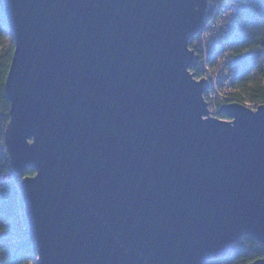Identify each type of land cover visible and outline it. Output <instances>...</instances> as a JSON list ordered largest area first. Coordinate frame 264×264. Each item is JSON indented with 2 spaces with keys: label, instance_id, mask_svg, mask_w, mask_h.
<instances>
[{
  "label": "water",
  "instance_id": "1",
  "mask_svg": "<svg viewBox=\"0 0 264 264\" xmlns=\"http://www.w3.org/2000/svg\"><path fill=\"white\" fill-rule=\"evenodd\" d=\"M0 9L15 41L5 145L36 264H207L264 244V104L212 117L190 71L208 0Z\"/></svg>",
  "mask_w": 264,
  "mask_h": 264
},
{
  "label": "trees",
  "instance_id": "2",
  "mask_svg": "<svg viewBox=\"0 0 264 264\" xmlns=\"http://www.w3.org/2000/svg\"><path fill=\"white\" fill-rule=\"evenodd\" d=\"M221 10L236 8L238 33L223 37L222 47L230 43L235 59L233 83L235 97L264 104V0H215ZM2 19L0 9V20ZM235 28V29H236ZM15 48L14 37L0 26V264L36 262L37 247L28 226L22 198V176L14 173L6 151L5 131L10 122V101L5 93L7 75ZM219 118L226 117L218 114ZM26 176L34 171L27 169ZM264 257V244L244 237L235 244L234 253L207 264H250Z\"/></svg>",
  "mask_w": 264,
  "mask_h": 264
},
{
  "label": "built area",
  "instance_id": "3",
  "mask_svg": "<svg viewBox=\"0 0 264 264\" xmlns=\"http://www.w3.org/2000/svg\"><path fill=\"white\" fill-rule=\"evenodd\" d=\"M214 7L208 4L206 23L199 34L190 41L189 47L198 56L197 66L190 68L196 79H206L210 87L204 93V98L208 103L210 114H213L211 107L219 110L223 105L237 102L257 110L258 104L249 99L240 100L235 97L237 84L233 83L232 70L235 66V59L230 49V43L227 42L222 47L223 37H230L238 33L236 28V8L221 10V4L216 1ZM214 9V10H213ZM216 9V11H215ZM0 26L11 33L7 27L6 21L2 18ZM236 28V29H235Z\"/></svg>",
  "mask_w": 264,
  "mask_h": 264
},
{
  "label": "rangeland",
  "instance_id": "4",
  "mask_svg": "<svg viewBox=\"0 0 264 264\" xmlns=\"http://www.w3.org/2000/svg\"><path fill=\"white\" fill-rule=\"evenodd\" d=\"M217 2L215 1V0H208V4L210 5V6H212V7H214L215 6V4H216ZM214 10V9H213ZM215 11H216V9H215ZM224 12H227V10L226 9H224L223 10ZM196 79V78H195ZM202 79V78H201ZM201 79H199V80H201ZM198 80V79H197ZM245 100H246V98H245ZM247 101V100H246ZM211 112L213 113V114H210V116H212V117H217V118H219L218 117V115H216L215 113L217 112V110H215V107H211ZM220 119H228L227 117H224V118H220ZM31 264H36V262H32Z\"/></svg>",
  "mask_w": 264,
  "mask_h": 264
}]
</instances>
